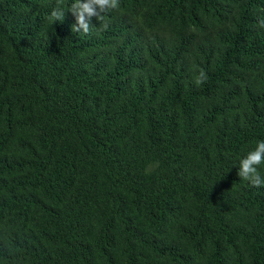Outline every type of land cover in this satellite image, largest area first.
<instances>
[{"label":"trees","instance_id":"1","mask_svg":"<svg viewBox=\"0 0 264 264\" xmlns=\"http://www.w3.org/2000/svg\"><path fill=\"white\" fill-rule=\"evenodd\" d=\"M72 3L0 0V264H264V0Z\"/></svg>","mask_w":264,"mask_h":264},{"label":"clouds","instance_id":"2","mask_svg":"<svg viewBox=\"0 0 264 264\" xmlns=\"http://www.w3.org/2000/svg\"><path fill=\"white\" fill-rule=\"evenodd\" d=\"M120 0H74L70 7V12L76 18V25L72 31L75 33L89 34L91 30V21L96 17L100 22L104 19L105 13L118 11ZM65 12L62 8L54 9L49 16V23L54 24L57 21L63 22ZM107 27V25H104ZM264 26V21L261 22ZM206 74L201 71L196 78L195 83L201 85L206 81ZM264 166V141L257 143L255 150L249 152L245 158L240 161L238 176L240 179L249 182L254 187L264 185V178L261 177L258 169Z\"/></svg>","mask_w":264,"mask_h":264}]
</instances>
